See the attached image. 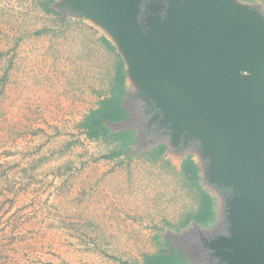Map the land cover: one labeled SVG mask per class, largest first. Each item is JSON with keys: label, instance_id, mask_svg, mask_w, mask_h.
<instances>
[{"label": "rangeland", "instance_id": "374dc122", "mask_svg": "<svg viewBox=\"0 0 264 264\" xmlns=\"http://www.w3.org/2000/svg\"><path fill=\"white\" fill-rule=\"evenodd\" d=\"M47 1L0 0V264H122L174 249L215 264L200 232L222 231L224 201L202 174L217 199L215 226H183L199 198L182 164L202 167V155L152 140L128 77L132 117L110 128L135 129L137 143L130 158L107 159L116 144L89 139L81 123L127 65L98 23L59 10L64 0L47 13ZM235 1L264 15V0ZM163 143L171 166L142 156Z\"/></svg>", "mask_w": 264, "mask_h": 264}, {"label": "water", "instance_id": "95a60500", "mask_svg": "<svg viewBox=\"0 0 264 264\" xmlns=\"http://www.w3.org/2000/svg\"><path fill=\"white\" fill-rule=\"evenodd\" d=\"M56 7L110 34L139 88L152 140L202 155L203 181L224 201L222 231L200 232L210 260L264 264L260 10L235 0H64Z\"/></svg>", "mask_w": 264, "mask_h": 264}, {"label": "trees", "instance_id": "16d2710c", "mask_svg": "<svg viewBox=\"0 0 264 264\" xmlns=\"http://www.w3.org/2000/svg\"><path fill=\"white\" fill-rule=\"evenodd\" d=\"M56 0H48L42 3L47 13L58 14L52 7ZM254 1V0H245ZM41 34V33H39ZM104 43L115 50L111 43L102 39ZM127 75L123 62L118 65L116 76L111 83L110 92L103 97L98 106L91 110L83 119L81 126L87 137L92 140H105L116 144V149L106 156L107 159H120L126 156L130 158L131 151L137 143V132L135 129H124L121 131H112L110 125L123 123L132 117L131 111L125 105V98L128 92ZM167 146L160 144L151 150L144 152L142 156H147L153 164L157 162H166L168 166L171 163L166 161L165 153ZM183 172L190 177L192 186L196 187V194L199 198V208L194 214L189 215L183 226L188 225L191 220L202 228L211 229L216 221L217 199L213 197L207 189H204L200 182L201 168L192 157H187L182 164ZM215 226V225H214ZM122 264H191L183 251L174 249L172 251H161L158 254L146 255L142 262L123 261Z\"/></svg>", "mask_w": 264, "mask_h": 264}]
</instances>
